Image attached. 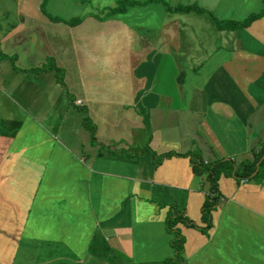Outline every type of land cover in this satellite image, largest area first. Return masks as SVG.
<instances>
[{
  "label": "crops",
  "instance_id": "1",
  "mask_svg": "<svg viewBox=\"0 0 264 264\" xmlns=\"http://www.w3.org/2000/svg\"><path fill=\"white\" fill-rule=\"evenodd\" d=\"M127 1L112 14L117 0H41L37 38L28 28L1 43L20 114L0 130V264H162L175 257L171 205L204 226L206 193L184 156L238 162L264 146V16L234 31L213 20L242 22L264 0ZM49 60L63 84L24 72ZM143 147L176 155L158 167L121 155ZM218 188L207 236L178 226L184 264H264V178Z\"/></svg>",
  "mask_w": 264,
  "mask_h": 264
},
{
  "label": "trees",
  "instance_id": "2",
  "mask_svg": "<svg viewBox=\"0 0 264 264\" xmlns=\"http://www.w3.org/2000/svg\"><path fill=\"white\" fill-rule=\"evenodd\" d=\"M151 0H147L144 4L150 3ZM161 2V1H159ZM165 5V3L162 1ZM135 5L134 2H130L127 0H117L116 7L109 10V13L117 14L124 13L128 6ZM142 5V4H138ZM166 6V5H165ZM167 11L170 9L168 7ZM195 12L197 14H203L204 11L195 7V6H187L181 7L179 6L175 9V12ZM264 16V10L259 14H252L242 22H231V21H218L214 20L215 26L217 30H236L238 28H244L249 26L253 21ZM79 19H73L68 22V25H76L79 23ZM5 56H0V60H3ZM50 71L54 70L58 81L63 84L62 76L63 71L57 69L52 60H49L47 66L38 69H31L24 72L28 73H40L42 71ZM183 80V76H179L178 82L181 83ZM84 123H87V119L84 120ZM89 132L91 133L92 139L94 140V131L91 126H87ZM138 153L140 156H145L147 154L152 155L154 160V166L158 167L160 163L166 159L170 158L176 154L170 152L167 154H163L160 156H156L148 147L138 148L134 150L124 151L121 155L124 158L130 157L132 154ZM180 156V155H178ZM184 157H188L191 162V170L193 176L197 181H201L202 188L206 197L201 206V222L204 224L203 227L196 225L192 220H190L185 213L184 209H179L175 205H171L167 212L165 218V231L167 234L172 236V239L169 242V246L174 250L175 257L173 259H166L162 262V264H184L185 263V254H184V245L185 238L181 234L179 229V225L184 226L185 228L196 230L203 235H208L209 230L212 228V213L217 210L219 205L223 202V196L218 188V181L221 177L232 178L235 180L237 184L240 183H250L253 182L257 185L262 184L264 178V146L256 153L252 154L251 157L245 158L243 160H239L236 162L233 159H217L212 162H205L199 153L192 152L188 153Z\"/></svg>",
  "mask_w": 264,
  "mask_h": 264
},
{
  "label": "rangeland",
  "instance_id": "3",
  "mask_svg": "<svg viewBox=\"0 0 264 264\" xmlns=\"http://www.w3.org/2000/svg\"><path fill=\"white\" fill-rule=\"evenodd\" d=\"M40 2L41 0H0V52L2 51L1 48L4 50V44L1 45V43L10 39L12 36L14 37L21 36L22 34L27 32L28 28L29 30L31 29L30 32H32L33 35L35 36L34 39L37 38L38 31L33 28H37V26L44 23L45 21L40 12ZM30 39L32 41V36ZM13 63L14 61L11 59V61L8 60L0 64V97L4 98V99H0V130L4 131V129L9 128L10 129L9 132L15 130L16 122L18 120L17 117L20 114V110L17 106L19 104L17 103L16 101L17 99L15 97L16 94L13 93V90H11L6 84V82L8 81L9 82L15 81L14 75L10 70V65ZM51 74L52 73H46V75H51ZM21 80H22L21 82L22 84L27 79L21 78ZM37 89H38L37 86L34 88L32 87L27 88V90L30 91V96L33 97L37 96V93L35 92V90ZM12 93L15 96L12 95ZM78 115L83 117L85 113L83 112L80 114H76V117L79 119ZM4 121H14V122L12 124H8L9 126L6 127V126H2ZM49 127L53 128L54 126L51 125ZM82 130H84V128ZM74 131L78 132V140L80 139L85 140L87 138V135L84 133H80L77 127H74Z\"/></svg>",
  "mask_w": 264,
  "mask_h": 264
}]
</instances>
